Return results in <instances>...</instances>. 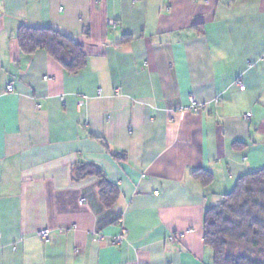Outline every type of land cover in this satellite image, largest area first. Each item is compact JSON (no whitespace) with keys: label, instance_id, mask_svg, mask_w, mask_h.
Instances as JSON below:
<instances>
[{"label":"crops","instance_id":"1","mask_svg":"<svg viewBox=\"0 0 264 264\" xmlns=\"http://www.w3.org/2000/svg\"><path fill=\"white\" fill-rule=\"evenodd\" d=\"M21 26L78 41L85 68L25 55ZM263 168L264 0H0V264H214L205 211Z\"/></svg>","mask_w":264,"mask_h":264},{"label":"trees","instance_id":"2","mask_svg":"<svg viewBox=\"0 0 264 264\" xmlns=\"http://www.w3.org/2000/svg\"><path fill=\"white\" fill-rule=\"evenodd\" d=\"M17 41L25 55L45 51L68 74H79L87 57L82 45L52 28L21 26ZM89 176L99 178V197L105 205L118 196L117 188L94 165L74 168L75 181ZM193 177L210 185V172L199 170ZM203 241L211 249L214 264H264V168L236 182L232 192L204 214Z\"/></svg>","mask_w":264,"mask_h":264},{"label":"built area","instance_id":"3","mask_svg":"<svg viewBox=\"0 0 264 264\" xmlns=\"http://www.w3.org/2000/svg\"><path fill=\"white\" fill-rule=\"evenodd\" d=\"M114 22H111V26H114ZM235 85L239 87L240 90L244 91L245 90V87L244 85L242 84L241 82V79L238 78L236 81H235ZM13 90V87L12 85H9L7 86V91L8 92H12ZM189 102H190V109L194 112V113H197L198 112V109H199V105L196 101V99L194 97H191L189 99ZM250 118V114H247L245 116V119L248 120ZM182 235H173L170 237L169 241H173L174 239H176L177 237H181ZM37 237L43 241V242H47L50 238V232L48 230H42V231H39L37 233ZM127 238V230L122 228L119 235H117L116 237L112 238L109 242L111 245L113 246H118V245H121ZM99 239L102 240L103 239V236H99Z\"/></svg>","mask_w":264,"mask_h":264}]
</instances>
